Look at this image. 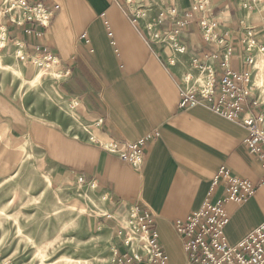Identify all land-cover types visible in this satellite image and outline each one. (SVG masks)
Here are the masks:
<instances>
[{"label": "crops", "instance_id": "obj_1", "mask_svg": "<svg viewBox=\"0 0 264 264\" xmlns=\"http://www.w3.org/2000/svg\"><path fill=\"white\" fill-rule=\"evenodd\" d=\"M30 1L58 6L49 28L43 31L35 24L15 27L6 23L8 38L25 43L27 55L41 47L56 59L61 77L54 87L59 97L76 104L86 119L96 123L99 140L72 137L66 117L54 111L47 110L43 116L37 112V118L34 112L31 116L22 112L15 119L12 104L0 96L2 125L40 152L55 182L83 177L107 193L115 206L133 207L140 215L148 213L169 264H185L173 222L200 208L221 167L256 189L241 205H226L228 244H237L264 222V171L246 150V130L202 105L178 108L190 60L202 59L210 51L201 42L199 27L192 22L179 31L178 41L186 52L173 65L166 47L146 30L153 20L161 22L163 33L175 29L190 0L153 1L152 14L136 23H132L133 10L124 0L119 5L110 0ZM173 8L175 18L169 15ZM208 12L217 24L218 36L229 38L235 52L229 59L231 69L244 71L247 65L240 50L243 31L239 22L257 27L252 0H212ZM39 32L41 36L36 35ZM255 33L261 40L259 31ZM219 63L214 62L217 72ZM149 134L154 138L144 148L140 171L102 145L116 142L121 151L125 142L134 143ZM220 196L221 190L216 189L212 199Z\"/></svg>", "mask_w": 264, "mask_h": 264}, {"label": "rangeland", "instance_id": "obj_2", "mask_svg": "<svg viewBox=\"0 0 264 264\" xmlns=\"http://www.w3.org/2000/svg\"><path fill=\"white\" fill-rule=\"evenodd\" d=\"M153 1L165 0H131L130 8L133 12L144 11L141 20L152 12ZM5 4L6 0H0V96L12 104L13 118L20 119L23 113L31 116L32 112L37 118V112L43 116L47 110L54 111L66 117L72 137L96 142V123L86 119L76 104L59 97L54 87L61 77L57 65L44 63L37 54L34 58L28 55L24 61L17 59V53L27 54L25 43L8 38L5 24L11 23L3 15ZM248 49L252 59L250 98L257 102L255 111L262 117L264 131V49L258 45ZM167 53L169 56L168 49ZM188 74L191 72L187 70L184 76ZM19 137L0 121V264H121L117 259L125 253L142 259L139 264H146L148 253L139 231L140 214L132 212V207L115 206L107 193L85 179L83 184L78 183L79 177L55 182L40 152ZM216 189L222 196L220 185L204 202L215 204L220 200L221 196L212 199Z\"/></svg>", "mask_w": 264, "mask_h": 264}, {"label": "built area", "instance_id": "obj_3", "mask_svg": "<svg viewBox=\"0 0 264 264\" xmlns=\"http://www.w3.org/2000/svg\"><path fill=\"white\" fill-rule=\"evenodd\" d=\"M110 1L116 5L121 2V0ZM124 2L128 7L131 4V0H124ZM211 2L212 0H190V7L183 14L184 17L175 23L176 28L165 34L159 29L161 23L159 20L149 22L146 29L152 32L154 41L168 49L169 63L173 65L186 52L185 47L178 41L179 31L192 22L199 27L201 42L208 46L210 51L202 59L190 60L188 72L191 74L183 77V89L180 91L178 108L187 110L202 105L214 114L244 127L247 132L246 150L258 161L264 171L262 117L260 114H254L258 105L256 100L250 98L249 67L252 65V59L247 55L249 46L258 45L264 49V0H252L257 27L247 26L243 20L239 22V27L243 31L239 42L240 50L244 54L247 65L242 72H234L229 65V59L235 55V52L231 48V43L216 33L217 24L208 12ZM57 10L58 6L46 7L30 0H6L3 15L16 27L31 23L40 28H48ZM134 11L132 23H136L140 17L145 16L143 10ZM169 15L175 18L176 10L173 8ZM255 30L259 31L261 40L255 38ZM26 32L30 33L29 30ZM248 43L250 45L247 47ZM21 45L24 47L23 44ZM41 51V47H35L33 54L39 55L44 63L53 62L57 65L56 59L50 53L45 50L41 53ZM33 54L30 58L35 57ZM16 57L19 61L29 58L27 54L21 55V52L17 53ZM217 60H220L219 72L214 65ZM153 138L154 135L149 134L134 143L125 142V148L121 151L117 150L116 142L108 141L102 145L110 152L118 154L133 170L139 171L144 163V148ZM84 182L83 177L78 178L79 184ZM211 182V192L213 188L221 185L220 200L215 204L206 201L185 219L173 222L174 231L185 253L186 264H264V222L235 245L228 244L224 235V229L229 221L225 204H242L254 194L255 186L232 176L224 167L218 170ZM132 212L138 215V211L133 207ZM152 222L148 213L144 212L138 216L139 231L144 234L146 240L148 253L146 264H167V256L158 243L157 234L152 229ZM141 260L137 256H128L125 253L117 259V262L139 264Z\"/></svg>", "mask_w": 264, "mask_h": 264}, {"label": "bare ground", "instance_id": "obj_4", "mask_svg": "<svg viewBox=\"0 0 264 264\" xmlns=\"http://www.w3.org/2000/svg\"><path fill=\"white\" fill-rule=\"evenodd\" d=\"M252 44V43H251ZM144 235V234H143ZM143 237V236H142ZM145 238V237H144ZM126 243H129L128 241H125Z\"/></svg>", "mask_w": 264, "mask_h": 264}]
</instances>
